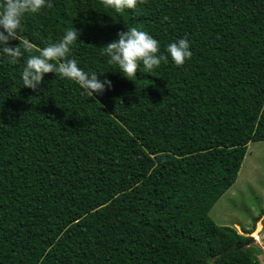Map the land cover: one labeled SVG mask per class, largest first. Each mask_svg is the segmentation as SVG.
I'll return each instance as SVG.
<instances>
[{
    "label": "trees",
    "instance_id": "1",
    "mask_svg": "<svg viewBox=\"0 0 264 264\" xmlns=\"http://www.w3.org/2000/svg\"><path fill=\"white\" fill-rule=\"evenodd\" d=\"M254 142L264 0H0V264H257Z\"/></svg>",
    "mask_w": 264,
    "mask_h": 264
},
{
    "label": "rangeland",
    "instance_id": "2",
    "mask_svg": "<svg viewBox=\"0 0 264 264\" xmlns=\"http://www.w3.org/2000/svg\"><path fill=\"white\" fill-rule=\"evenodd\" d=\"M211 214L216 225L233 227L251 239L247 246L259 251L256 262L264 264V142L248 145L234 185L215 203Z\"/></svg>",
    "mask_w": 264,
    "mask_h": 264
},
{
    "label": "water",
    "instance_id": "3",
    "mask_svg": "<svg viewBox=\"0 0 264 264\" xmlns=\"http://www.w3.org/2000/svg\"><path fill=\"white\" fill-rule=\"evenodd\" d=\"M250 240H251V239H248V240H247V242H246V244H247V243H249V242H250Z\"/></svg>",
    "mask_w": 264,
    "mask_h": 264
},
{
    "label": "crops",
    "instance_id": "4",
    "mask_svg": "<svg viewBox=\"0 0 264 264\" xmlns=\"http://www.w3.org/2000/svg\"><path fill=\"white\" fill-rule=\"evenodd\" d=\"M208 215H209V213H208ZM209 217H212V214H211ZM212 219H213V218H212Z\"/></svg>",
    "mask_w": 264,
    "mask_h": 264
}]
</instances>
